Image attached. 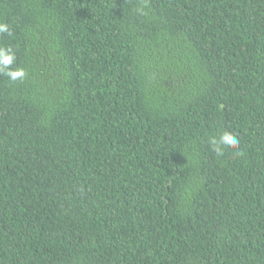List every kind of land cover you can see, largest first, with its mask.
Listing matches in <instances>:
<instances>
[{
  "label": "trees",
  "instance_id": "1",
  "mask_svg": "<svg viewBox=\"0 0 264 264\" xmlns=\"http://www.w3.org/2000/svg\"><path fill=\"white\" fill-rule=\"evenodd\" d=\"M0 24L25 72L0 71V264H264V0H0Z\"/></svg>",
  "mask_w": 264,
  "mask_h": 264
},
{
  "label": "clouds",
  "instance_id": "2",
  "mask_svg": "<svg viewBox=\"0 0 264 264\" xmlns=\"http://www.w3.org/2000/svg\"><path fill=\"white\" fill-rule=\"evenodd\" d=\"M8 26L0 24V32H8ZM15 54L10 48H0V71H6L12 80L22 78L25 75L23 69L9 71L8 66L12 65L15 60ZM211 145L213 151L217 155L224 154V147L236 148L239 145V140L233 134L225 132L219 139H212Z\"/></svg>",
  "mask_w": 264,
  "mask_h": 264
}]
</instances>
